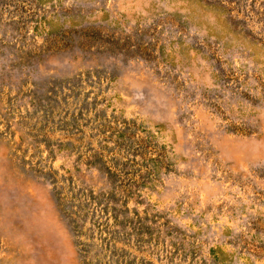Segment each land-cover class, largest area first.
Instances as JSON below:
<instances>
[{
  "label": "rangeland",
  "instance_id": "rangeland-1",
  "mask_svg": "<svg viewBox=\"0 0 264 264\" xmlns=\"http://www.w3.org/2000/svg\"><path fill=\"white\" fill-rule=\"evenodd\" d=\"M0 264H264V0H0Z\"/></svg>",
  "mask_w": 264,
  "mask_h": 264
}]
</instances>
